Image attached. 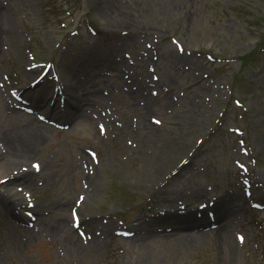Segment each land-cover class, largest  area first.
Listing matches in <instances>:
<instances>
[{
	"label": "rangeland",
	"instance_id": "rangeland-1",
	"mask_svg": "<svg viewBox=\"0 0 264 264\" xmlns=\"http://www.w3.org/2000/svg\"><path fill=\"white\" fill-rule=\"evenodd\" d=\"M1 24L0 133L51 126L0 160V264H264V0H0Z\"/></svg>",
	"mask_w": 264,
	"mask_h": 264
},
{
	"label": "bare ground",
	"instance_id": "bare-ground-1",
	"mask_svg": "<svg viewBox=\"0 0 264 264\" xmlns=\"http://www.w3.org/2000/svg\"><path fill=\"white\" fill-rule=\"evenodd\" d=\"M126 24H131V19L123 16L122 20H120ZM5 25L2 26L0 25V36L4 34ZM108 61H111L108 59ZM111 68H115L118 70H121L120 66L116 64L115 62L111 61ZM15 113H17L19 110L14 109ZM54 120H60L59 117L57 116H52V119ZM71 118V116L69 117ZM69 118H67L69 120ZM66 120V123L67 121ZM51 125H48L46 123L40 122L39 120L32 119L31 122H29L26 125L23 126H17V127H12L10 129L5 130L4 132L0 133V145L4 147V153L2 152V156L0 160L2 162H15L19 163L21 160H23L24 157L35 152L40 145L45 141L46 139V129L49 130ZM4 157V158H3ZM2 158L4 160H2ZM25 159V158H24ZM26 172L19 173L17 175H14V179H19V178H27L25 175ZM27 173V175H29ZM10 175V174H9ZM12 204L16 206V209L21 208L24 203L20 201L19 203L15 202L12 199ZM65 214L64 216L61 217V219L53 225L51 228L52 232H56L57 229L63 228L66 229L67 223L69 222V216H68V207L65 206L63 208ZM18 214V213H17ZM188 224L192 222V218H189L190 216H185ZM188 218V219H187ZM185 223V222H184ZM71 240V245L74 247H78L80 245V238L76 234H73L72 236L69 237Z\"/></svg>",
	"mask_w": 264,
	"mask_h": 264
},
{
	"label": "snow or ice",
	"instance_id": "snow-or-ice-1",
	"mask_svg": "<svg viewBox=\"0 0 264 264\" xmlns=\"http://www.w3.org/2000/svg\"><path fill=\"white\" fill-rule=\"evenodd\" d=\"M36 167L38 168L39 166L37 165Z\"/></svg>",
	"mask_w": 264,
	"mask_h": 264
}]
</instances>
